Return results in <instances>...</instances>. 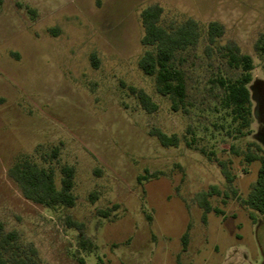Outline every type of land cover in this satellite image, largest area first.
Listing matches in <instances>:
<instances>
[{"label":"rangeland","instance_id":"rangeland-1","mask_svg":"<svg viewBox=\"0 0 264 264\" xmlns=\"http://www.w3.org/2000/svg\"><path fill=\"white\" fill-rule=\"evenodd\" d=\"M153 4L165 23L191 18L202 31L176 61L187 114L171 111L137 65L139 13ZM211 21L224 27L218 45L231 41L253 62L247 136L229 134L219 110L216 79L239 72L216 48L204 50ZM262 35L264 0H1L3 229L33 244L42 264H264V216L255 214L253 223L242 203L259 167L245 156L257 153L253 145L264 153V61L254 50ZM130 88L157 109L147 113ZM154 128L176 134L179 145L161 147L149 135ZM55 146L57 158L44 161ZM24 159L52 168L57 185L59 167L72 166L74 206L26 200L7 175ZM147 172L154 177L145 180Z\"/></svg>","mask_w":264,"mask_h":264},{"label":"trees","instance_id":"trees-1","mask_svg":"<svg viewBox=\"0 0 264 264\" xmlns=\"http://www.w3.org/2000/svg\"><path fill=\"white\" fill-rule=\"evenodd\" d=\"M1 4V0H0ZM163 8L158 4L146 6L139 13L142 35L140 45L144 48L137 65L141 72L153 78L156 92L168 98L170 110L187 114V88L185 74L177 65L178 56L188 48H194L200 42L202 31L200 25L193 19L187 18L182 22L165 23L162 19ZM224 27L217 21L207 23L205 29V51L216 48L226 64L238 70L235 78L218 77L216 83L221 89V98L218 106L222 119L227 121V132L237 137L247 136L250 133L251 100L247 84L252 78L253 62L249 55L240 52L238 46L229 41L218 45ZM254 50L264 61V35L254 43ZM92 59V58H91ZM264 70V64H263ZM141 107L151 113L157 105L142 90L130 88ZM149 135L156 138L163 148L177 147L180 139L176 134H167L160 129H151ZM257 153L246 154L245 161H258L259 167L254 184L242 200L243 205L250 211V220L255 222V214L264 216V153L257 145ZM204 153L203 150L200 151ZM259 152V153H258ZM58 156V147H53L48 154L43 155L44 161L55 160ZM221 174L227 182H232V176L226 170L225 164L220 162ZM8 177L18 186L22 196L32 203L52 208L65 206L71 208L75 204L73 194L75 170L64 164L59 167L58 185L55 182L54 171L50 167H42L24 159L14 162L7 170ZM154 177L147 172L145 178ZM143 177H139L141 180ZM143 178V179H144ZM212 192L215 189L212 187ZM205 212L209 211L207 202L203 203ZM216 212H218L216 210ZM105 214V213H103ZM105 216V215H103ZM67 224L82 229V224L68 219ZM188 234L182 237L183 249L186 247ZM81 247H85L86 240L79 235ZM0 264H42L37 249L33 244H24L17 231H5L0 224Z\"/></svg>","mask_w":264,"mask_h":264}]
</instances>
